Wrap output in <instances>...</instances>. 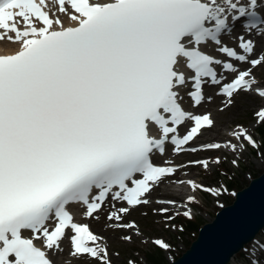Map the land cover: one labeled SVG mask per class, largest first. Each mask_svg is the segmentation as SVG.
I'll list each match as a JSON object with an SVG mask.
<instances>
[{
	"label": "snow or ice",
	"instance_id": "6c2138e0",
	"mask_svg": "<svg viewBox=\"0 0 264 264\" xmlns=\"http://www.w3.org/2000/svg\"><path fill=\"white\" fill-rule=\"evenodd\" d=\"M208 89L220 113L264 99V0H0V264H58L65 240L80 264H112L107 238L77 214L99 222L107 204L115 233L138 229L125 218L153 204L166 221L192 220L198 194L218 199L222 186L185 169L211 173L229 156L238 169L249 151L264 162L242 124L203 139L217 129L194 111ZM254 117L264 127V106ZM169 146L199 158L155 163ZM173 185L188 194L154 198ZM262 254L257 242L248 264Z\"/></svg>",
	"mask_w": 264,
	"mask_h": 264
},
{
	"label": "rangeland",
	"instance_id": "374dc122",
	"mask_svg": "<svg viewBox=\"0 0 264 264\" xmlns=\"http://www.w3.org/2000/svg\"><path fill=\"white\" fill-rule=\"evenodd\" d=\"M256 75L258 78L260 77L259 69L256 71ZM244 99H248V101H244ZM219 104L215 105V107L220 108L221 105ZM262 106H264V101L259 97L258 99L250 95L238 97L236 106L224 113L225 116L231 115L229 121L218 126V131L215 129L211 135L206 136L219 139L220 134H227L228 130L236 124H242L249 129L258 142H264V132H260V126H255L254 117L255 111ZM178 157L181 163H187L190 159L199 158L187 155H180ZM230 160L231 156L211 173L205 172L202 169H185V171H190L191 175L184 176L183 173L180 174L183 179L192 178L198 183H203L205 186L214 189L222 186L221 195L218 199L212 197L210 194H198L199 202L192 206L194 213V219L192 220H188L180 215L172 221H166L163 216L153 213L152 209L158 207V205H149L133 210L131 215L125 218L126 222L134 221L138 226V229H132L125 233L111 232L104 228L105 223L102 224L100 221H95L94 226L92 225L93 231L102 233L108 238L107 242L109 241L108 245L109 251L112 254V264H129V261L132 264H169L171 260L178 257L195 238L198 228L203 223L211 220L219 208L231 203L236 190L246 186L252 177H256L264 170V162L255 158L251 151L245 155L238 169L231 166ZM223 189H226V191H223ZM161 192H164L163 188L154 193V198L158 199ZM171 192L177 193V191ZM167 197L170 198L171 196ZM108 211L110 210L104 209L100 216L105 218ZM175 211L172 209L173 213ZM144 213H147V215H144ZM166 224L168 225L167 227L165 226ZM137 231H139L140 235L136 234ZM121 235H131V242L119 239ZM155 239L163 240L170 245V248L164 250L154 246L152 241ZM257 242H264V231L254 245ZM252 246L253 244L246 246L242 252L238 253L237 257H241L242 261L246 262L248 260L247 257L249 258L248 255L252 253ZM117 253L119 255H116ZM260 259L264 262V254L260 256ZM70 263L80 264L77 260H71Z\"/></svg>",
	"mask_w": 264,
	"mask_h": 264
},
{
	"label": "water",
	"instance_id": "95a60500",
	"mask_svg": "<svg viewBox=\"0 0 264 264\" xmlns=\"http://www.w3.org/2000/svg\"><path fill=\"white\" fill-rule=\"evenodd\" d=\"M263 227L264 170L236 190L233 201L201 225L189 247L169 264H229Z\"/></svg>",
	"mask_w": 264,
	"mask_h": 264
},
{
	"label": "bare ground",
	"instance_id": "6f19581e",
	"mask_svg": "<svg viewBox=\"0 0 264 264\" xmlns=\"http://www.w3.org/2000/svg\"><path fill=\"white\" fill-rule=\"evenodd\" d=\"M211 93H212V90L208 89V95H211ZM250 96H252V97L258 99V96H256V95H252V94H250ZM216 97H217V96H215V98H212L211 102L206 101V102H205L200 108L195 109L194 111L199 112V113H203V112H205V111H209L210 113H212L213 119L216 120V122H217V131H218V126H220V125L226 123L227 121H229L231 115H227V116H225L224 113H220V112L218 111L219 108H216L215 105H218L219 102H220L219 105L222 106V99H223V98H221V97L216 98ZM216 99H219V100H216ZM185 100H186L185 107H188L190 102H188V98H187V97H185ZM262 100L264 101V99H262ZM244 101H248V99H244ZM253 101H254V100H253ZM251 103H253V102H251ZM221 106H220V107H221ZM232 109H233V108H232ZM210 110H211V111H210ZM225 135H226V134H220V135H219V139H223V138L225 137ZM203 139H206V140H207V139H212V137L206 136V137L203 138ZM160 159H161V158H160ZM164 160H171V161L174 162V163H178V161L180 160V158H179L178 156H174V155L171 153L170 146H169V153H168V155H167V156H164L163 160H161L160 162L163 163ZM179 162H181V161H179ZM168 189H169V188H163V191H164V192H161L160 198H162V197H166V198H168L167 196H169L170 194H172V192H170ZM181 189H182V188H181ZM181 189H180V193L188 194L186 189H185L184 191H182ZM153 194H154V193H153ZM176 194H177V193H176ZM176 194H173V195H174V196H173L174 198H178ZM153 196H154V195H153ZM232 201H233V200H232ZM153 205H155V204H153ZM173 210H176V209H173ZM76 218L81 219L79 214L76 215ZM83 221H86V220H83ZM87 221L89 222V220H87ZM92 223H93V224H92ZM92 223H91V224L94 226L95 222L92 221ZM100 223H102V224H103V223H106L105 218H102V219L100 220ZM106 238H107V236H106ZM107 239H108V238H107ZM108 242H109V241H108ZM108 242H107V243H108ZM62 247L64 248L65 251H64V253H63L60 257H58V263H61V264H67V263H65L64 261H67V260H75V259H73V258L68 254V251H69V247H70V246L67 244V241H66V240L63 242ZM235 255H236V254H235ZM234 258H235V256L233 257V260H234ZM75 261H76V260H75ZM63 262H64V263H63Z\"/></svg>",
	"mask_w": 264,
	"mask_h": 264
},
{
	"label": "trees",
	"instance_id": "16d2710c",
	"mask_svg": "<svg viewBox=\"0 0 264 264\" xmlns=\"http://www.w3.org/2000/svg\"><path fill=\"white\" fill-rule=\"evenodd\" d=\"M260 132L263 133L264 132V127L260 128Z\"/></svg>",
	"mask_w": 264,
	"mask_h": 264
}]
</instances>
